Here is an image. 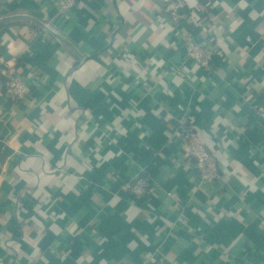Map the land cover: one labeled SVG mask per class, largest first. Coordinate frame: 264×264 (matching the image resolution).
I'll return each instance as SVG.
<instances>
[{
  "label": "crops",
  "instance_id": "1",
  "mask_svg": "<svg viewBox=\"0 0 264 264\" xmlns=\"http://www.w3.org/2000/svg\"><path fill=\"white\" fill-rule=\"evenodd\" d=\"M168 1L78 0L66 22L60 0H0V264H264V0H186L177 26Z\"/></svg>",
  "mask_w": 264,
  "mask_h": 264
},
{
  "label": "built area",
  "instance_id": "2",
  "mask_svg": "<svg viewBox=\"0 0 264 264\" xmlns=\"http://www.w3.org/2000/svg\"><path fill=\"white\" fill-rule=\"evenodd\" d=\"M77 1L60 0L58 16L64 21L70 22V11L76 6ZM186 5V0H169L165 4L164 11L173 25L177 26L180 22ZM183 47L187 58L194 61L199 68H202L206 72H213L215 46L212 42L197 41L194 38L188 37L183 41ZM4 87L5 98L13 104H20L30 93V86L25 77L17 71L6 73ZM257 115L263 123L262 129L264 133V107L257 109ZM178 135L180 140L188 147L189 154L195 160L194 167L200 178V183H215L220 177L218 163L214 153L207 148L203 137L191 125L181 127ZM148 186L149 181L143 177H137L132 183L126 184V188L130 189L137 197L146 195Z\"/></svg>",
  "mask_w": 264,
  "mask_h": 264
}]
</instances>
